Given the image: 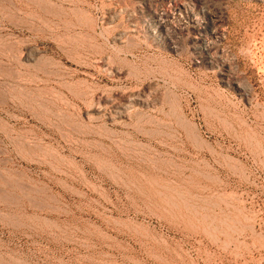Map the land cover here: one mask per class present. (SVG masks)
I'll list each match as a JSON object with an SVG mask.
<instances>
[{
    "label": "rangeland",
    "instance_id": "374dc122",
    "mask_svg": "<svg viewBox=\"0 0 264 264\" xmlns=\"http://www.w3.org/2000/svg\"><path fill=\"white\" fill-rule=\"evenodd\" d=\"M0 264H264V0H0Z\"/></svg>",
    "mask_w": 264,
    "mask_h": 264
},
{
    "label": "bare ground",
    "instance_id": "6f19581e",
    "mask_svg": "<svg viewBox=\"0 0 264 264\" xmlns=\"http://www.w3.org/2000/svg\"><path fill=\"white\" fill-rule=\"evenodd\" d=\"M189 6V5H188ZM215 26V25H214Z\"/></svg>",
    "mask_w": 264,
    "mask_h": 264
}]
</instances>
